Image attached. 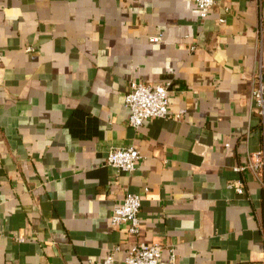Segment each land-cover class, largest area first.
I'll use <instances>...</instances> for the list:
<instances>
[{"label":"crops","instance_id":"obj_1","mask_svg":"<svg viewBox=\"0 0 264 264\" xmlns=\"http://www.w3.org/2000/svg\"><path fill=\"white\" fill-rule=\"evenodd\" d=\"M259 80L264 0L205 19L191 0H0V264H123L140 243L159 264H264V169L235 171L264 152ZM131 83H168L170 115L129 127ZM127 147L134 172L104 165ZM128 192L137 236L110 223Z\"/></svg>","mask_w":264,"mask_h":264},{"label":"built area","instance_id":"obj_2","mask_svg":"<svg viewBox=\"0 0 264 264\" xmlns=\"http://www.w3.org/2000/svg\"><path fill=\"white\" fill-rule=\"evenodd\" d=\"M194 2L199 17L205 19L209 10L217 0H191ZM158 38H153L156 41ZM169 84L145 85L131 83L128 92L123 96V103L128 110V126L138 129L146 121L154 118L164 119L169 112ZM253 105L258 114L264 118V82L259 80L251 91ZM179 117V116H176ZM139 153L133 147L111 149L105 159L104 165L122 173H132L137 168ZM249 169L259 171L264 169V152L256 151L250 154L248 163L244 167L235 168V171ZM238 194H242L241 185L235 187ZM141 196L136 193H126L122 201L114 208L110 217L112 226L125 224L129 236H137L140 233V209ZM0 220V236L2 233ZM159 244L140 243L126 250L123 264H159L161 257ZM118 249L109 252L99 264H114V253Z\"/></svg>","mask_w":264,"mask_h":264}]
</instances>
